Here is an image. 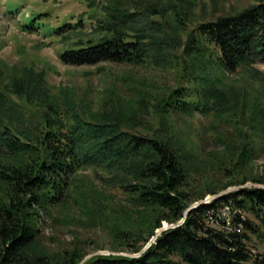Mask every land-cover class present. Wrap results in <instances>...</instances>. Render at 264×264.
I'll return each instance as SVG.
<instances>
[{
  "label": "trees",
  "instance_id": "trees-1",
  "mask_svg": "<svg viewBox=\"0 0 264 264\" xmlns=\"http://www.w3.org/2000/svg\"><path fill=\"white\" fill-rule=\"evenodd\" d=\"M157 6L155 0H116L103 6L101 13L88 16L96 23L92 36L82 35L72 42L60 53V60L72 66L166 63L167 51L173 48L164 45L154 26ZM34 21L25 24L27 31L36 29ZM73 31L62 36L64 43L70 42ZM181 48L191 61V71H185L186 83L179 82L159 99L157 115L210 118L216 127L237 132L233 152L239 158L232 167L253 160L256 150L248 141L256 137L264 141V106L243 108L242 101L239 107L240 98H231L225 79L264 63V0L199 24ZM10 91L18 102L26 101L34 108H27L33 114L27 121L0 89V264L82 262L84 255L73 251L53 263L34 247L41 239V219L68 200L76 175L89 168L105 185L121 189L130 206L148 211L152 229L163 222L177 225L163 231L142 253L138 235L128 236L129 251L139 255H96L83 264H264V256L254 255L248 246L249 233L257 229L244 216L249 213L264 221V175L235 180V172L228 168L232 157H227V163L222 157L219 167H224L225 179L231 181L199 192L192 182L193 174L199 172L198 155L177 144L167 133L170 129L164 131L144 120L143 114L80 108L73 98H53L44 73L31 68L14 78ZM141 122L146 130L137 128ZM215 139L227 141L229 136ZM250 180L254 185L244 186ZM230 186L238 188L217 196ZM208 194L217 197L202 201ZM226 205L237 211L231 222L223 219L211 224L210 217Z\"/></svg>",
  "mask_w": 264,
  "mask_h": 264
},
{
  "label": "rangeland",
  "instance_id": "rangeland-1",
  "mask_svg": "<svg viewBox=\"0 0 264 264\" xmlns=\"http://www.w3.org/2000/svg\"><path fill=\"white\" fill-rule=\"evenodd\" d=\"M114 1L0 0V89L17 113L27 121L33 115L27 108L34 107L27 106L26 101L18 102L10 91L14 78L24 69L31 68L36 73H44L46 86L53 98H73L80 108L101 110L107 107L121 110L125 115L141 113L144 120L153 121L162 130L170 129L171 132L167 130V133L177 144L193 156L198 155L199 172L193 174L192 182L199 192L210 187L221 188L231 181L232 178L225 179L227 171L224 167H219L218 160L221 161L222 157H226L223 159L226 163L227 157H232L228 168L235 172V180L264 175V141L261 138L248 141L249 147L256 150L254 159L232 167L231 163L239 158V154L233 152L238 141L237 132L227 127H216L210 118L160 117L155 110L159 99L176 88L179 82L186 83L185 71H191V61L183 55L181 45L188 33L201 23L237 13L257 0H155L160 10L153 16L154 26L159 28L164 43H169L164 45L168 49L173 48V52L167 51L166 63L148 62L135 67L112 63L100 66L64 64L60 53L72 47V42L82 38V35L89 38L93 34L90 31L96 23L88 16L101 13L103 6ZM80 17L84 20L80 21ZM34 19L36 29L29 32L25 24ZM71 30L74 31L70 34V42L64 43L62 36ZM81 30L87 35L84 36ZM225 84L231 98H240L239 107L242 101L243 108H254L258 104L264 106V63L238 70L225 79ZM115 102L120 107L115 108ZM144 126L145 123L141 122L137 128L146 130ZM218 136H229V139L219 142L215 139ZM75 178L68 200L53 208L39 224L41 239L34 249L50 257L53 263L61 262L73 251L84 255L80 264L96 255L136 256L140 253L129 251L128 236L138 235L137 242L142 246V253L155 243L163 231L177 225L163 222L162 227L152 229L150 213L130 206L121 189L105 185L91 168L80 171ZM253 185L250 180L244 186ZM237 188L230 186L219 190L217 196ZM217 196L208 194L202 201L210 202ZM232 214L227 210L223 218ZM244 216L257 229L255 233H249L248 246L254 255L264 256V221L249 213H244ZM145 238H149L147 242Z\"/></svg>",
  "mask_w": 264,
  "mask_h": 264
},
{
  "label": "built area",
  "instance_id": "built-area-1",
  "mask_svg": "<svg viewBox=\"0 0 264 264\" xmlns=\"http://www.w3.org/2000/svg\"><path fill=\"white\" fill-rule=\"evenodd\" d=\"M227 210H229V213H230V212L237 213V211H236V210L233 211L229 205H226V206H220V207L216 210L214 216H211V217H210L211 224H215V221H217V220H220V221H221V220H223V219H224L225 221H227L228 223H230L231 220H232V218H231L232 215H231L230 217L223 218V216H225Z\"/></svg>",
  "mask_w": 264,
  "mask_h": 264
}]
</instances>
